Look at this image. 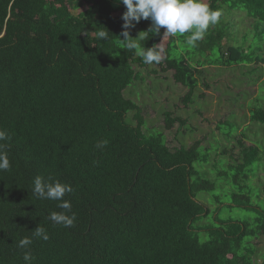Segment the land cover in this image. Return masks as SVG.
<instances>
[{"label": "trees", "instance_id": "obj_1", "mask_svg": "<svg viewBox=\"0 0 264 264\" xmlns=\"http://www.w3.org/2000/svg\"><path fill=\"white\" fill-rule=\"evenodd\" d=\"M207 4L222 12L220 21L191 45V33L169 35L161 53L163 29L144 34L139 49L126 47L121 0H0V130L9 137L0 143L11 165L0 171V264H25V251L32 264H264L247 243L264 236V212L235 194L239 204L226 207L259 213L255 228L218 221L224 205L211 213L198 201L215 192L194 166L207 162L201 143L171 151L163 134L145 133L140 107L124 96L140 81L135 67L149 65L137 52L153 46L164 58L151 65L174 72V82L187 90L185 105L205 67L197 56L218 52L211 67L264 64V0ZM234 13L253 21L247 52L234 45L235 25L227 20ZM172 117L164 113L166 130L185 126ZM251 120L264 124V112L255 110ZM104 140L106 146L96 147ZM238 144L242 163L235 169L252 167L258 150ZM37 176L71 185L64 196L70 212L33 194ZM52 212L75 213L74 225L53 222ZM38 226L47 241L33 235ZM25 237L32 243L20 248Z\"/></svg>", "mask_w": 264, "mask_h": 264}, {"label": "rangeland", "instance_id": "obj_2", "mask_svg": "<svg viewBox=\"0 0 264 264\" xmlns=\"http://www.w3.org/2000/svg\"><path fill=\"white\" fill-rule=\"evenodd\" d=\"M115 5H120V2L117 1ZM74 14L78 15L79 11ZM227 20L235 25L233 40L236 41L232 42L247 52L255 39L253 21L247 20L241 13L229 15ZM151 24L150 19H142L131 28L130 35L137 38L136 43L144 38V33L138 38L139 34L150 29ZM168 39L169 35L164 36L159 45L161 53L166 49ZM260 43L256 41L258 47ZM190 52L188 57L194 58V50L190 49ZM262 53L264 55V49ZM161 56L163 59L164 56ZM217 57L218 52L210 53L207 57H196V61L205 63V67L201 69L203 73L199 77L198 88L188 105L183 103L187 90L174 82V72H163L155 65H148L145 69L135 67L140 81L129 87L124 96L140 107L145 133L163 134L171 151L181 147L189 149L196 142L201 143V152L207 156V162L194 166L204 179L215 185V192L199 194L198 201L210 207L211 213L219 204H223L224 207L214 216L218 221L249 223L254 229L256 221L260 219L259 213L226 206L238 205L234 195L242 194L251 199L252 207L264 212V124L251 120L255 110L264 112V64L231 68L207 65ZM165 112L171 114L172 118L185 121V126L179 129L177 123L171 130H166ZM239 141L244 148L253 147L259 152L257 163L250 168L235 169L242 163ZM214 217L212 214L206 223L213 225ZM250 242L257 250L256 255L264 259V236L248 239L247 243Z\"/></svg>", "mask_w": 264, "mask_h": 264}, {"label": "clouds", "instance_id": "obj_3", "mask_svg": "<svg viewBox=\"0 0 264 264\" xmlns=\"http://www.w3.org/2000/svg\"><path fill=\"white\" fill-rule=\"evenodd\" d=\"M121 2L126 8L122 16L124 31L121 35L125 37L123 41L126 42L128 49H139V45L136 43L137 38H132L129 30L134 28L142 19H150L152 24L149 31L141 32L138 38L141 37L142 33L149 34L151 32L153 35H158L163 28L165 30L163 37L191 33L187 40V43L191 45L202 39L209 26L217 24L222 15L220 10H211L205 0H121ZM98 36L106 38L107 33L100 31ZM137 55L142 58L145 64L149 65L159 63L162 59L160 51L155 46L140 49ZM8 138L7 133L0 130V142ZM107 143V140L100 141L96 147L103 148ZM5 149L6 145L0 143V171L8 170L11 167ZM32 191L38 199L59 201V208L71 211L70 201L64 200L65 194L72 192L71 185L62 184L59 181L46 183L42 176H37L34 179ZM75 218V213L69 216L63 212H52L49 216L50 220L62 224L66 228L74 225ZM33 235L44 241L50 238L46 229L41 226L33 231ZM31 243L32 240L25 237L19 241L18 246L27 248ZM23 259L25 264H32L34 257L30 251H25Z\"/></svg>", "mask_w": 264, "mask_h": 264}]
</instances>
